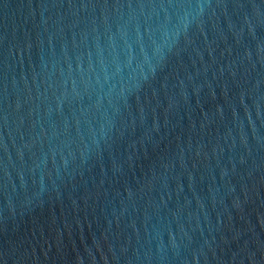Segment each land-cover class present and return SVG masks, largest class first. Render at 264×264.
Segmentation results:
<instances>
[{
    "label": "water",
    "instance_id": "1",
    "mask_svg": "<svg viewBox=\"0 0 264 264\" xmlns=\"http://www.w3.org/2000/svg\"><path fill=\"white\" fill-rule=\"evenodd\" d=\"M0 264H264V0H0Z\"/></svg>",
    "mask_w": 264,
    "mask_h": 264
}]
</instances>
